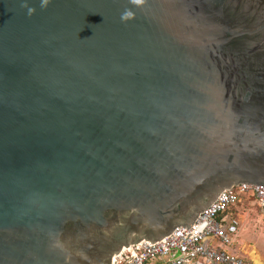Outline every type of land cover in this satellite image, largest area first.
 Listing matches in <instances>:
<instances>
[{
  "label": "water",
  "instance_id": "1",
  "mask_svg": "<svg viewBox=\"0 0 264 264\" xmlns=\"http://www.w3.org/2000/svg\"><path fill=\"white\" fill-rule=\"evenodd\" d=\"M22 2L0 0V264H110L264 186V0Z\"/></svg>",
  "mask_w": 264,
  "mask_h": 264
},
{
  "label": "built area",
  "instance_id": "2",
  "mask_svg": "<svg viewBox=\"0 0 264 264\" xmlns=\"http://www.w3.org/2000/svg\"><path fill=\"white\" fill-rule=\"evenodd\" d=\"M253 203L260 211L264 207V186H230L187 229L175 227L149 246L142 242L123 247L110 264H247L229 247L239 228L235 208Z\"/></svg>",
  "mask_w": 264,
  "mask_h": 264
},
{
  "label": "rangeland",
  "instance_id": "3",
  "mask_svg": "<svg viewBox=\"0 0 264 264\" xmlns=\"http://www.w3.org/2000/svg\"><path fill=\"white\" fill-rule=\"evenodd\" d=\"M235 214L239 220V228L229 248L232 252L242 256L247 264H264L263 213L253 203L236 207ZM158 263L162 264V261L155 264Z\"/></svg>",
  "mask_w": 264,
  "mask_h": 264
},
{
  "label": "clouds",
  "instance_id": "4",
  "mask_svg": "<svg viewBox=\"0 0 264 264\" xmlns=\"http://www.w3.org/2000/svg\"><path fill=\"white\" fill-rule=\"evenodd\" d=\"M50 2L51 0H40V7L42 9L46 8ZM129 3L137 8H143L146 5L147 0H129ZM21 7L27 9L28 16H32L35 13V8L30 7L28 3L26 2V0H24V2L21 3ZM134 18H135V13L131 9H125V11L121 14V17H120L121 22H124V23Z\"/></svg>",
  "mask_w": 264,
  "mask_h": 264
},
{
  "label": "crops",
  "instance_id": "5",
  "mask_svg": "<svg viewBox=\"0 0 264 264\" xmlns=\"http://www.w3.org/2000/svg\"><path fill=\"white\" fill-rule=\"evenodd\" d=\"M263 215H264V214H263ZM242 242H244V241H242ZM242 242H241V244H242ZM241 244H240V245H241Z\"/></svg>",
  "mask_w": 264,
  "mask_h": 264
}]
</instances>
